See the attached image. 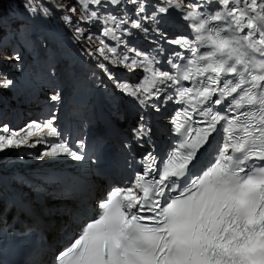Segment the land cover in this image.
Wrapping results in <instances>:
<instances>
[{
    "label": "snow or ice",
    "instance_id": "1",
    "mask_svg": "<svg viewBox=\"0 0 264 264\" xmlns=\"http://www.w3.org/2000/svg\"><path fill=\"white\" fill-rule=\"evenodd\" d=\"M107 2L118 5L121 0ZM131 3L137 5L138 15L146 11V0ZM77 4L84 13L82 20L99 21L90 5L101 6L102 0H77ZM150 7L155 11L143 18L152 21L151 29L139 20L132 21L131 28L145 33L146 39L154 36L157 54L164 51L161 40L184 50H174L168 57V70L158 66L157 56L133 47L126 52L108 46L97 51L131 72L139 68L145 73L138 86L116 81L142 107L159 113L160 105L148 102L159 101L166 89L172 90L166 99L172 100L174 94V102L183 105L170 120L178 140L163 158L148 152L143 171L136 173L131 185L110 188L94 214L85 211L91 216L86 223L77 217L83 226L56 260L58 264H264V0H157ZM170 9L180 13L179 19L191 29L189 35L168 38ZM110 19L116 27L104 28L103 35L111 34L118 45H127L129 41L116 30L128 20ZM65 21L73 23L71 16ZM77 32L83 36L82 29ZM122 35L130 38L136 33L125 27ZM12 58L20 56L14 53ZM100 67L114 79L110 69ZM11 83L6 80L4 86ZM60 99L59 93L51 96L53 102ZM194 115L203 118L195 121L199 127H193ZM54 123L52 116L20 130L0 127V133H8L0 134V152L34 147L45 135L58 137ZM134 133L137 140L151 139L143 123ZM33 136L38 139L29 144ZM59 155L85 159L66 141L53 143L36 158Z\"/></svg>",
    "mask_w": 264,
    "mask_h": 264
},
{
    "label": "bare ground",
    "instance_id": "2",
    "mask_svg": "<svg viewBox=\"0 0 264 264\" xmlns=\"http://www.w3.org/2000/svg\"><path fill=\"white\" fill-rule=\"evenodd\" d=\"M28 21V20H27ZM26 21V22H27ZM30 22V21H29ZM34 107V105L32 106ZM18 113H20V117L25 114V110L21 108V106H18ZM124 117V119L127 120L126 114H121L120 118ZM115 118V116H113ZM33 119V118H32ZM131 119V118H129ZM16 121V120H15ZM118 121H120L118 119ZM18 124V123H15ZM125 129V124L121 125ZM33 138L29 139L28 143L32 144ZM158 143L154 144L155 147H158ZM149 146H146V149H149ZM14 151H11L6 149L4 152V157L0 158V161L2 162L6 158H10L14 156L15 152L19 151L20 157L24 154L28 155L27 160L23 161V165L25 169H23L22 175L16 176L15 171L12 173H8L6 177H2L5 187H6V194H13L12 191L15 190L14 187L11 186V184H14L15 182L11 181L12 177L16 176L18 178L20 177H27L29 180V171L28 168L31 165V157L36 154L39 156V149L36 147L33 149V147H28L27 145L21 146L19 148H11ZM26 158V157H24ZM23 159V158H21ZM40 159H37L36 164H40ZM1 165V163H0ZM28 171V172H27ZM96 185L93 188V194L94 197H102L105 193L104 190V178H99L95 180ZM21 188L19 189V191ZM52 195L47 196L46 204L45 205H38L32 203V200L29 202L24 201L23 205L15 209L10 208L11 205H7L9 207H3L0 208V214L4 215L5 218L9 220V224L13 227H20L24 228L26 226H31L35 228L38 231L44 232L48 237V251L45 253V259H47L50 252H52L54 249H58L63 241V235L61 234V230L64 226H68V229L76 233L75 231L78 229V225L71 221L72 213L76 209L80 208V205L83 201V198H75L74 201H71L68 197H65V199L61 198L59 200H51ZM59 197V195H56ZM62 197V195H60ZM91 205L95 204V198L89 203ZM78 205V206H77ZM48 206L49 208H56L57 210H54L52 213L48 211V214L44 211L46 210L45 207ZM2 225H5V222H2Z\"/></svg>",
    "mask_w": 264,
    "mask_h": 264
},
{
    "label": "rangeland",
    "instance_id": "3",
    "mask_svg": "<svg viewBox=\"0 0 264 264\" xmlns=\"http://www.w3.org/2000/svg\"><path fill=\"white\" fill-rule=\"evenodd\" d=\"M30 1V0H29ZM38 4L42 3L38 0H35ZM63 3V13L65 14V16H71L73 23L71 24L72 27L74 29L77 30V28L82 29L83 31V35L86 36H92L93 32L96 30V26L97 24H95L94 22H86L84 20L81 19L82 15H84L83 11L81 10V8L79 7V5L77 4V0H59ZM1 3V1H0ZM9 4L10 7L13 9V11H15L13 13V17H8L6 15H4V10L1 7L0 4V43H2V39L3 36H6L8 34L14 33V31H16L18 28H20V30L22 31V33L25 35L24 38L21 37V39L23 38V41L25 40V37L28 38V36H26V33L28 32L30 34L29 38L26 40L27 42L29 41L31 42H35L37 45L35 46V51L32 52L33 56L32 57H27V55H25V53H28L25 49V43L20 44L19 42H15V45H11L13 44V42L11 41L7 46H0V86H4V82L6 80H9V78H12L13 74H16L18 71L22 70L20 68H18L19 65H27L28 64V68H30L32 70V72L34 73H38L40 72V69H35L36 67V61H35V52L39 53L38 59L39 62L38 63H42L43 59H45V56H43V52L44 51H50L49 48H47L45 46L44 43H42V39L39 36H35V30L34 28H32V24L30 25L29 21H27L24 17L22 20H20V22H15V19H17L18 17H22V16H30L29 15V11L27 9V6L24 5V3L20 2L19 0H5V6L7 9H9ZM106 4V3H105ZM43 5V4H42ZM105 9L109 11L107 8L109 9H113L114 12L117 11L114 8H110L107 5H104ZM69 7H74L76 9V11L70 12L68 11ZM112 7V6H111ZM47 8L49 11L47 13V16L49 17L50 21L52 22L53 27L55 28V31L57 32L58 37H60V41H63L65 37H68L66 32L64 31V29L62 28V26L60 25L59 20L57 19L56 14H54V12L48 8L47 6L45 7ZM94 8V7H93ZM95 9V8H94ZM44 12V11H42ZM16 17V18H15ZM27 21V22H26ZM14 23V24H13ZM16 33H14L12 36L14 37V40H16L15 37ZM22 41V42H23ZM19 43V45H18ZM20 46L22 48H20ZM7 47V48H6ZM14 53H18L20 56L19 60H16L13 57ZM30 53V55L32 54ZM13 81V80H11ZM12 93H15V91H12ZM1 99V97H0ZM0 107H2V105L0 104ZM123 118V117H121ZM120 115L118 116L117 119H121ZM1 156V153H0Z\"/></svg>",
    "mask_w": 264,
    "mask_h": 264
},
{
    "label": "trees",
    "instance_id": "4",
    "mask_svg": "<svg viewBox=\"0 0 264 264\" xmlns=\"http://www.w3.org/2000/svg\"><path fill=\"white\" fill-rule=\"evenodd\" d=\"M1 1V7L4 10V15L8 16V17H13V12H11L12 10L7 9L5 6V0H0Z\"/></svg>",
    "mask_w": 264,
    "mask_h": 264
}]
</instances>
